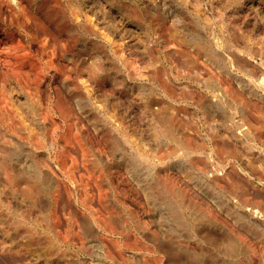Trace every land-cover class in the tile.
I'll return each instance as SVG.
<instances>
[{
    "label": "rangeland",
    "instance_id": "obj_1",
    "mask_svg": "<svg viewBox=\"0 0 264 264\" xmlns=\"http://www.w3.org/2000/svg\"><path fill=\"white\" fill-rule=\"evenodd\" d=\"M80 2L82 11L87 14L85 16H89V20L92 18L90 21L87 19L88 22L84 19L89 23L88 26L91 22V27H88L87 23L86 26L84 24L89 31L85 28L83 32L86 43L83 55L88 57L96 53L113 74L112 90L107 84L110 82L108 75L105 76L102 72L105 82L108 79L106 89L109 86V91H113V118L110 119L107 114V102L105 104L103 96L90 92L91 103L84 108L86 117L83 121L89 117L87 120L96 121L107 132H104L105 141L101 138L94 139L95 148L87 150L84 164H81L83 163L79 161L81 157L77 155L80 164L75 170V176L78 177L81 173L86 176L92 172L94 177L87 180L95 190L94 193H97L94 180L107 179V165L104 160L95 164L98 158L94 151L97 148L103 154L113 156L111 160L113 197L108 198L112 203L109 201L107 207L113 212V224L125 227L129 247L118 249L114 246L113 238L118 233H113L114 237L111 236V241H108L113 258L97 253L99 249L95 248L91 241L94 233L89 231L86 221H82L83 217L88 218L90 209L82 205L79 198L71 213H67L70 202L64 194L58 201L57 213L61 218L58 229L61 233L67 234L66 239L61 241L62 238L55 232L49 230L43 232L38 225L36 228L39 232H34L33 236L30 234L29 240V229L26 227L28 223H20L15 228L0 224L2 228L0 240L7 241L11 237L9 238L11 242L7 241L9 244H6L13 245V248L15 241L16 244L23 241L25 244L23 250L15 248L17 251L4 246L3 254L0 250V264L33 262L81 264L84 260H87L88 264H139L137 259L143 257L151 264H157L155 260L163 264L177 259L184 260L185 264H200L207 261V257L200 255L202 247L208 258L211 257L209 261H215L213 264H258L249 256L246 247L243 248L244 246L239 245L237 241L238 244L230 242L231 237L226 238L230 235L227 231L219 232L214 227L208 228L212 233H219L217 234L220 238H217L221 240L217 242L216 248L207 241L208 237L196 236L194 229H198L199 225L195 228L197 223H194L195 220L192 218L198 220L195 217L213 216L219 219L227 218L229 222L241 221V226L239 223L231 225L235 227L234 230L244 232L242 234L248 235L249 238L253 236L242 226V219L264 218L261 213L264 211V146H258L250 138L247 126L240 117L244 106L240 108L241 104L231 95L238 91L243 98L244 96L248 98L250 106L255 103L264 105V76L260 75L264 73V53L258 52L254 56L249 53L251 49L256 51L258 46L264 45V0H80ZM108 21L112 23L109 32L111 35L107 34ZM90 28L99 33L92 32ZM172 28L179 31L176 35L180 37L174 35ZM195 39L197 42L194 44ZM224 39H227L225 43ZM203 40L208 47L201 49L198 61H193L195 64L188 59L192 64L189 63L187 58L183 57L182 46V52L177 50L182 43L184 47L189 46L188 50L191 49L194 53L198 50V45L204 43ZM230 58H237L238 61L247 60L257 73L233 64ZM155 70L163 71L166 77L174 81L175 89L189 97H168L151 78ZM255 74L257 76H254ZM211 76L222 84L226 82L224 85L228 89L231 87L232 90L227 89V92L222 93L218 84L211 80ZM153 98L158 103L151 105L150 108L148 102L153 101ZM174 108L177 109L181 121L175 125V137L182 139L183 133L190 137L193 145L188 151L183 145H175L174 141H167L163 136L157 137L154 133L155 120H164ZM260 120L264 131V117H260ZM138 132L143 136L142 142L141 138H138ZM217 141L224 144L225 153L212 147ZM87 147L86 144L84 148ZM143 149L149 152L146 159L140 153L144 151ZM23 154L25 155L22 153L20 156L16 152L9 153V156L11 155L16 163L15 169L20 172H32L36 168V163H32L35 160L31 161L30 156L27 155L26 158ZM41 156L43 155L39 154L40 158ZM53 164L60 167L57 161ZM159 174H167L176 183L178 197L174 198L170 193H164L162 188L152 189L156 187V177ZM138 180L140 181L136 184ZM48 184L46 181L45 186ZM2 191L4 192L0 194V199L6 196L17 201L19 198L8 186ZM46 194L41 192L38 206L40 204L42 207L47 206L49 201ZM253 199L257 202L252 201ZM95 200L93 205L97 208L99 205ZM260 200L262 203H258ZM138 205L146 209L149 216L140 215ZM7 214V209L0 208L1 220H6L4 218L8 217ZM67 218L71 220L69 224ZM130 218L133 221L135 219L136 223L129 221ZM46 223L45 221L44 224ZM153 224H158V228ZM201 225L203 227H200L204 228V224ZM143 226L155 229L161 237L158 240L141 237L139 232H142ZM233 226H230L231 230ZM11 228L14 229L13 232ZM235 231L237 234L238 231ZM15 234L19 238L14 236ZM3 235L8 236L7 239ZM191 235L194 236L193 239ZM32 237L33 242L30 243ZM185 237H190L188 238L190 240ZM123 240L125 241L124 238ZM48 241H52L54 246L44 252L41 244ZM182 241L186 245L182 244ZM199 241L202 242L201 248L198 245ZM256 241L255 239L254 242ZM26 243L30 244L28 252ZM188 243L192 245L196 243L198 248L194 245L189 246ZM257 243L259 246L262 245L259 240ZM152 247L156 250L149 252L148 249ZM36 248L37 253L41 252L44 259L42 257L38 259ZM225 251L226 255L223 254ZM132 254L137 259L132 257Z\"/></svg>",
    "mask_w": 264,
    "mask_h": 264
},
{
    "label": "bare ground",
    "instance_id": "obj_2",
    "mask_svg": "<svg viewBox=\"0 0 264 264\" xmlns=\"http://www.w3.org/2000/svg\"><path fill=\"white\" fill-rule=\"evenodd\" d=\"M54 8L55 10H53ZM82 9L80 0H0V194L4 192L5 190H2L8 186L19 196L17 201L6 196L0 199V208L7 209L8 212V217L6 218L4 216V219L6 220L0 219V224L15 228L17 225L19 226L20 223H28V226L26 227L29 229V231L27 230L29 232V240H31L30 234L33 236L34 232H39V229L36 228L39 225L43 232H46V230L53 231L59 238H62L61 241H64L67 234L61 233L60 229H58L60 226L59 221H61L59 220L60 217H58L59 215L57 213L58 201L62 199L64 194L67 195L70 202V205H68L70 208L67 207L69 209L67 213L70 214L74 209V205L79 198H81L80 203L90 209L88 218L83 217L82 221H86L89 231L94 233L91 240L93 246H96L95 248L99 249L97 253H100V255L113 258V251L108 245V241H111L112 237H114L113 233H118V235L113 238L114 246H117L118 249L129 247L128 241H126V239H128V234L124 231L125 227L113 224V212H110L109 210L111 208L108 210L107 207L110 201L108 198L113 197V163L111 161L113 156L109 157V154L105 155L97 150V148L94 151L98 158L95 161V164L104 160L107 165V179L105 181L103 179L94 180L97 193H94L95 190L87 180L94 177L92 172H89L86 176L82 173L78 175V177L75 176V170L79 168V161L83 162L81 164H84L87 150L90 151V148H95L93 145L94 139L101 138L104 140V132H107V130L102 126H99L96 121L87 120L89 117L83 121L86 117L84 108L87 104L91 103L90 92L98 93L103 96L105 104L107 102V114L110 119L113 118V91H109V86L110 89L113 87V74L107 64L101 60V57H97L98 55L96 53L95 55L91 53L92 55L90 54L91 56L88 57L83 55V50L86 47V43L83 39V32L85 28V30L89 31V28L84 27V24L86 26L89 16L86 17L85 15L87 14H85ZM134 13L136 14L137 12L135 11ZM138 14L141 15V12ZM84 19L87 22H85ZM90 20H92V18ZM107 23L108 26L106 28L109 30L107 32L108 34L111 30L112 23L109 21ZM88 24L89 23H87V26ZM90 30L92 32L96 31L93 28H90ZM172 31L174 35L177 36L176 33L179 31L176 28H172ZM97 32L98 31H96V33ZM108 35H111V33ZM226 40L227 39H224V43ZM196 42L195 39L194 44ZM93 45L96 44L94 43ZM198 46V50L196 49L197 51L194 53L191 49L188 50L189 46H186V48L182 43L177 50H181L183 57H186L187 60L190 59V61L193 62L196 60L198 61V56L201 55V49L204 50L207 45H205L204 42L200 43ZM157 50L159 51V47H157ZM258 52L264 53L263 44L258 46L256 51L255 49L249 51L251 56H254ZM207 54L208 52L206 55ZM233 56L235 57V55ZM236 59H231V62L237 66L250 70L252 73H257L247 60L238 61ZM190 61L189 63H191ZM193 64L195 63L193 62ZM102 72L105 73H103L105 76L108 75L110 84L107 83L108 79L105 82ZM260 75L264 76V73H261ZM254 76H257V74ZM217 77H219V75H217ZM151 78L168 97H189L184 93L178 92L173 86L174 81L170 77H166L163 71L155 70ZM210 78L213 82L218 84L222 93L227 92L228 88L224 85L226 82L222 84V82L220 83L217 78H214V76H211ZM106 83L109 85L108 89L105 87ZM229 89L232 90L231 87ZM236 92L237 93L235 94L231 93V95L235 98L237 103L241 104L240 108L244 106L242 107L244 108V111L242 110V113H239L242 115L240 117H242L241 120L243 124L247 126V133L255 144L258 146H264V131L260 120V117H264V105L261 103H255L250 106V101L247 100L248 98L245 96L243 98V95H241L240 92ZM156 103L158 102L154 101L153 98V101L151 100L148 102V106L151 108V105ZM179 118V114L177 115V109L174 108L173 111H170L169 114L165 116L164 120H155L154 133L157 137L163 136L167 141H174L175 145H183V148L188 151L193 145L190 137L184 135V133L182 139L180 137H175V125L181 122ZM128 132L129 131L126 132V135ZM138 138H141L140 140L142 142L143 136L139 132ZM86 144L88 147L84 148ZM75 146H77V148ZM212 147L219 152H226V148L221 141H217ZM143 150L144 151H141L140 153L141 156L146 159L148 158L149 152L146 149ZM43 151H45L44 154L41 153ZM16 152L20 156L22 153H25L26 158L27 155L31 157V161L34 159L35 161L32 163H36L37 169L35 168V170L29 173H26V171L20 172L15 169L14 164L16 163L13 161L11 155L9 156V153L13 154ZM39 154L43 155L41 156L42 158L39 157ZM77 155L81 157V160L78 161ZM16 159H18V157ZM25 161H27V159H25ZM55 161L60 164V167L53 164ZM20 162H22V160H20ZM41 162L43 164H41ZM156 180V187H152V189L157 188L159 190L162 188L164 193H170L174 198L178 197V192L176 190L178 187L167 174H159L156 177ZM46 181L49 182V184L45 186ZM139 181L140 180H138L136 184H138ZM137 186L140 187V185ZM2 187L4 188L1 189ZM41 192L47 193L46 195L48 196L49 201L47 206L42 207L41 204L39 205L40 207L38 206ZM242 198L244 199V196ZM245 198L249 199L248 197ZM94 200L97 201V205H99L97 208L93 205ZM252 201L256 200L253 199ZM260 202L261 200L258 203ZM64 203H66V201ZM64 203H62V205H64ZM62 205L61 207H63ZM138 206L139 207L137 208L140 215L149 216L146 209L142 208L141 205ZM109 207L111 206L109 205ZM41 209L43 211H41ZM263 212L261 211L264 215ZM128 214L132 215L131 213ZM195 218H198V220L192 218L195 220L194 223H197V225L194 226L195 228L198 225L199 227H203L201 224H204V228L198 227V229L196 228L197 230L194 229L196 236L198 235L204 238L208 237L207 241L216 248L219 243L218 241L221 239H219L218 232L215 234L213 231L214 233H212L210 229L214 227L215 230L219 232L227 231L230 235H227L226 238L228 239L231 237L230 242L232 241L234 244L238 242L239 245H243L244 247H242H246L245 250H248L247 252L250 254L249 256H251L253 260H256V263L264 264V218L246 217L242 219V226L247 229L248 233H250L253 238H249L248 235L246 236L242 234L244 232L241 233L238 229L235 230L239 233H235V227L231 224L236 225V223H239L240 225L241 219L238 220L240 222H234L235 220L229 222L227 218L219 219L213 216ZM67 220L69 224V222H71L70 218H67ZM31 221L32 223L34 222L33 225ZM45 221L47 222L46 224H44ZM129 221H133V219ZM137 221L140 222L138 218ZM38 222L40 223L38 224ZM134 223H136V221ZM141 224L144 225L142 222ZM155 225L158 228V224ZM230 226H233V230H231L232 228ZM143 227L142 232H139L141 237L152 240H158L161 237L155 229L146 226ZM6 228L5 230L7 231ZM0 229L2 228L0 227ZM13 230L11 232H13ZM16 232V234H18V230H16ZM16 234L14 236H16ZM245 234H247L246 231ZM121 235L124 237H121ZM108 236L110 238L106 239ZM3 237L6 236L3 235ZM16 237L19 238L18 236ZM193 237L191 239H193ZM9 238L7 240L8 242L10 241ZM33 238L34 237H32L30 243L33 242ZM188 238L185 237V239ZM20 239L23 240L21 237ZM255 239L257 241L259 240V243L262 245H257V241L256 243L254 242ZM7 241L0 240V250L2 251V254L4 246L13 250H15V248L22 250L25 248L24 241L19 244H16L15 241V248H13V245L11 244L7 245ZM200 241L198 242L199 247L202 243H200ZM230 242L229 245H231ZM183 243L185 244L184 241H182V244ZM196 243L193 244L194 247H197ZM255 244L257 246H255ZM41 245L44 248L43 250H45L44 252L48 251L50 248L52 249L54 246L52 241L43 242ZM187 245L190 246L192 244L188 243ZM29 246L30 244L27 246V252ZM31 246H33V244ZM237 247L239 246L237 245ZM259 247L262 249H259ZM31 249L33 250V248ZM148 250L150 252L151 250L155 251L156 249L155 247H152ZM192 250L194 251L195 249L193 248ZM8 254H10V251ZM36 254L40 260L42 257L41 252L37 253V248ZM223 254L226 255V251ZM200 255L205 258L207 257L206 262H209V264L215 262L209 261L211 257L208 258V254L205 250L203 251V247ZM131 256L135 257L133 254ZM43 261L45 262V260ZM137 262L139 264H151L145 257H143V259L138 258ZM156 262L157 264H160L157 260H155V263ZM206 262L202 264H205ZM34 263L35 262H33V264ZM38 263L40 264V262ZM41 264L45 263L41 262ZM81 264H88V261L84 260ZM163 264H185V262L182 259H177L167 261Z\"/></svg>",
    "mask_w": 264,
    "mask_h": 264
}]
</instances>
